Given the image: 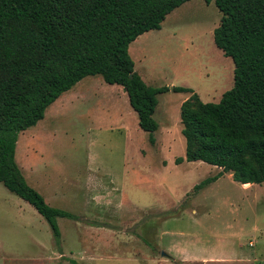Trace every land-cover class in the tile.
Instances as JSON below:
<instances>
[{"label":"rangeland","instance_id":"374dc122","mask_svg":"<svg viewBox=\"0 0 264 264\" xmlns=\"http://www.w3.org/2000/svg\"><path fill=\"white\" fill-rule=\"evenodd\" d=\"M220 17L214 1L184 2L129 44L134 70L152 87L217 102L234 67L213 42ZM190 94L156 95L154 144L120 85L86 76L56 99L18 134L15 160L49 205L77 219L57 218L56 244L48 222L0 182V264H264V182L245 189L223 175L194 190L218 168L174 162L185 156L179 111ZM173 239L187 248H169Z\"/></svg>","mask_w":264,"mask_h":264},{"label":"trees","instance_id":"16d2710c","mask_svg":"<svg viewBox=\"0 0 264 264\" xmlns=\"http://www.w3.org/2000/svg\"><path fill=\"white\" fill-rule=\"evenodd\" d=\"M186 1L0 0V182L48 222L56 244L57 218L77 216L49 205L28 184L15 160L16 142L86 76L123 88L150 144L158 129L156 95L169 89L191 93L180 105L185 156L174 162L200 160L221 168L194 190L228 171L242 184L264 182V0H204L214 1L221 13L213 42L234 65L233 85L217 102L201 101L190 87H152L134 70L129 44L160 29Z\"/></svg>","mask_w":264,"mask_h":264},{"label":"crops","instance_id":"0c3cea01","mask_svg":"<svg viewBox=\"0 0 264 264\" xmlns=\"http://www.w3.org/2000/svg\"><path fill=\"white\" fill-rule=\"evenodd\" d=\"M80 91H78L77 92V97H78V95H80L81 93H79ZM154 114V113H153ZM179 114H180V111H179ZM178 120V119H177ZM181 121V120H180ZM178 123H179V120H178ZM138 124V123H137ZM175 133V132H174ZM178 133H179V131H178ZM184 157V156H183ZM175 159V158H174ZM184 161V160H183ZM182 161V162H183ZM181 162V163H182ZM214 166V165H213ZM216 168H218V173H220V171H221V168L220 167H217V166H215ZM223 175H227V176H229L230 178H232V173L230 172V171H228V172H222L221 174H220V176L218 177V178H220V177H222ZM217 178V179H218ZM236 182V181H235ZM236 183H238V184H240V186L242 187V188H245V189H248V188H250V187H245V185L246 184H249V185H247V186H250V185H252L253 183H244V184H242V183H239V182H236ZM254 185H252L251 187H253ZM169 241V243L171 244V245H168V247L169 248H182V249H186L187 247H186V245H183L181 242H180V240L179 239H173V240H168ZM185 241V240H184ZM182 244H180V243ZM186 242V241H185ZM178 245H177V244ZM186 254H189V252H186ZM181 261L182 260H186V259H184V258H182V259H180ZM155 264H158V262H155Z\"/></svg>","mask_w":264,"mask_h":264},{"label":"water","instance_id":"95a60500","mask_svg":"<svg viewBox=\"0 0 264 264\" xmlns=\"http://www.w3.org/2000/svg\"><path fill=\"white\" fill-rule=\"evenodd\" d=\"M160 255L163 256V257H168V253H166L164 250H161L160 251Z\"/></svg>","mask_w":264,"mask_h":264}]
</instances>
